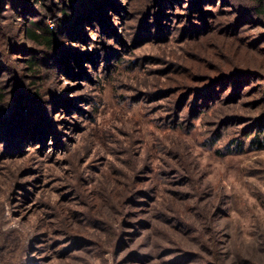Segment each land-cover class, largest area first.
<instances>
[{
    "label": "rangeland",
    "instance_id": "1",
    "mask_svg": "<svg viewBox=\"0 0 264 264\" xmlns=\"http://www.w3.org/2000/svg\"><path fill=\"white\" fill-rule=\"evenodd\" d=\"M107 1L100 0V3ZM154 1L157 4L154 5L156 13L151 17L153 23L143 33L142 44L133 51L114 42L122 29L125 38L131 35L133 7L138 1L109 0V5L98 8L103 25L88 17L82 21L78 40L75 37L68 41L63 32L59 35L63 51L79 52V55L60 72L52 69L48 73L51 77L53 71L54 81L47 79L49 86L45 87L43 100L49 99L46 103L51 106L54 131L32 137L30 133L34 130L29 126L17 145L0 141V227L1 231L11 234L4 264H164V258L174 264L172 257L163 258L164 253L156 247L157 243L170 244L166 233H171L173 227L167 224L166 233L155 227L148 228V212L154 216L151 221L154 226H160L156 213L152 214L158 199L148 200L154 198L157 168L167 169L163 162L171 163L163 154L170 152L171 147H178L176 139L179 138L186 144L196 177L203 179L206 196L215 204V199L222 196L224 205L220 207L216 228L223 233L222 242H227L228 251L234 245L232 252L235 253L229 259L227 254L225 264L232 260L243 264L250 259L253 264H264V149L250 148L249 139H242L246 143L241 149L235 147L244 129L253 130L257 112L263 107L257 95L260 81L251 79L249 90L253 87L257 92L247 101L240 99L238 106L220 90L215 94L216 99L219 94L225 99L218 103L212 100L205 111L194 112L192 127L183 132L171 127L173 110L168 103L171 97H162L158 89L166 86L169 94L194 82L185 74L173 73L175 62L184 61L193 72L192 80L204 76L201 73L206 70L204 64L195 60L196 51L209 44L202 40L211 38L219 42L224 46L225 57L239 45L240 60L248 57L246 51H249L247 54L259 48L264 51V18H255L251 11L237 12L238 8L241 11L249 8L248 0H227L231 1L232 9L223 0H209L200 5L199 11L191 8L193 4L197 7L195 0L188 3L179 0L180 8L169 3L174 0ZM163 8L166 9L164 17L168 18H160ZM182 8L195 12L187 17L180 11ZM8 11L6 7L4 12ZM61 15L58 11L46 21L54 26ZM233 19L240 21L234 23ZM229 23L233 25L224 27ZM106 24L110 28L104 29ZM239 30L235 36L240 43L227 39ZM218 33H224L223 41L215 38ZM107 41L111 48L106 47ZM172 74H176L174 80L169 81ZM0 75L2 80L11 77L10 71H1ZM27 79L31 78L23 75L21 81L27 82ZM60 94L65 101L54 100L53 95ZM58 102L63 105L52 107ZM241 102L247 105L242 106ZM185 112L179 114L182 124L191 118H186ZM234 114L240 118H230ZM220 129L219 141L213 147L206 145L205 139ZM151 157L154 170L146 169L150 172L145 170L139 175L141 180L152 179L140 190L149 194L148 200L136 196L140 205L126 209L133 214L134 222L147 224L123 227L119 236L120 242L124 234L123 244L113 253L108 226H113L114 218L111 214L107 217V226L102 221H90L81 196L86 195L85 191L88 194L96 189L103 173L123 179L124 172L127 180L134 177L133 164ZM163 178L181 181L171 173ZM157 187V196H171L169 187ZM190 193L200 195L196 188ZM142 226L147 229H140ZM181 264L189 262L185 260Z\"/></svg>",
    "mask_w": 264,
    "mask_h": 264
},
{
    "label": "trees",
    "instance_id": "2",
    "mask_svg": "<svg viewBox=\"0 0 264 264\" xmlns=\"http://www.w3.org/2000/svg\"><path fill=\"white\" fill-rule=\"evenodd\" d=\"M133 1L138 2H135L133 7V19L129 27L131 35H129L128 39L127 37L125 38L122 34V29L120 35L117 36L114 42L120 43L124 48L127 47L129 51L135 50L142 44L143 33L149 28L151 17L156 13L154 5L157 4L155 1L152 2V0ZM185 1L188 3L190 0ZM207 1L209 2V0H195L197 7L196 4H193L191 8L199 11L200 5ZM169 3L173 4L175 8L180 4L179 0H174ZM223 3L229 8L232 7L231 1L223 0ZM30 4H33V6ZM107 5H109V0L104 3H100V0H0V72L10 71L11 73V77H9L10 82H8L9 79L2 80L0 75L1 143L6 142L9 144L12 143L13 146L17 145L21 142L29 126H32L33 129L31 130H34L30 133L32 137L39 135L41 132L54 131L51 127L54 121L50 118L51 111H49L51 106L49 107L46 103L49 99L45 102L43 100L45 98V87L49 86L48 80L54 81L53 71L51 72V77H49L48 73L52 69H55L57 73L60 72L64 65L75 62L76 57L79 55V52H64L62 49L63 45L60 44L59 35L63 32L68 41L75 37L78 40L77 35L79 34L82 21L90 17V19L102 24L104 20L102 18V12L98 8ZM247 5L249 7L247 10L244 9L241 11L238 8L237 12L245 14L251 11L252 16L255 18H264V0H251V3L248 0ZM6 7L9 8L7 13L4 12ZM191 8L188 10L182 8L180 11L183 14H187V17H190L195 12ZM165 10L164 8L160 10V18L164 17L165 14L163 13ZM58 11L62 13L61 17L56 18L59 22L51 26L46 20L47 18H54ZM201 12L206 14L208 11ZM201 12H199L200 15ZM17 15L19 16L17 18L21 19V23L16 20ZM28 17L32 20H29ZM164 18L168 17L165 16ZM236 21L240 20H232L234 23ZM156 24H159V22ZM232 25L233 23H229L224 27L229 28ZM105 28L110 27L106 24ZM240 31L230 35L227 39L240 43L235 36ZM223 35L224 33H218L215 35V38L223 41ZM204 41H209V44L204 45L196 51L198 54L195 55V60L203 63L206 69L201 72L204 73V76L199 78L201 80L198 77L192 80L193 72L187 68L184 61H180L175 62L176 70L173 73L181 76L185 74L187 79L194 82L188 86L183 85L177 91L169 94L165 89L166 86L158 88L162 91V97H171L168 102L173 110V116L170 121L171 127L174 130L181 129L182 132L190 129L192 127V121L195 118L194 112L198 111V113H202L206 110V107H210L212 100L218 103L225 99V96L221 94L216 99L215 94L220 90L229 96L235 106H238L240 99H249L251 95L257 92L253 87L249 90L252 84L250 81L255 78L256 81H260L261 83L259 85L260 91L257 95L258 101H260L263 107L259 108L257 112L253 130L250 128L244 129L242 136L235 141V147L236 149H241L246 143V140L242 139H249L248 146L250 148L263 150L264 51L260 48L250 54H247L249 51H246L245 55H248V57L240 60L238 58L240 52L239 45L231 49V53L229 52L227 57H225L224 46L220 45L219 42L213 41L211 38L202 40L201 42ZM248 45L251 46V44ZM106 47L111 48L108 41L106 42ZM205 52L206 54H204ZM206 55L209 57L206 58ZM14 56H19L20 58H14ZM214 60H218L215 65L212 63ZM210 71L213 74H210ZM176 74H172V78H168L169 81L174 80L173 76ZM23 75H27L31 79L23 82L21 81ZM97 76L99 77V75ZM103 79L101 77V80ZM240 85L245 87L246 90H243L245 88H242ZM182 87L185 89L184 91L181 90ZM217 88L218 90L216 91ZM53 97L54 100L58 101L64 99V95L61 94L59 96L53 95ZM190 103H192L193 107H191ZM241 103L242 106L247 105V102ZM205 104L206 106H202ZM59 105L63 104L58 102L52 104V107ZM185 110L186 118H191L190 121L182 124L179 114ZM230 118L238 119L240 117L234 114ZM88 119L90 122L92 121L91 117ZM241 121L244 120L241 119ZM210 137V139H205L206 145L213 147L215 142L219 141L221 137V129L215 135H210ZM183 143L184 140L180 138L176 139L178 147H171L170 152L167 151L163 154L171 163L163 162L162 165L167 169L162 168L163 170H161L157 168L155 191L152 196L154 198L151 201L148 200L149 194L147 195V192L140 190L142 186L147 185L152 179L146 181L141 180L139 175L143 174V171L146 169L154 170L152 168L153 157L143 158L139 163L133 164L131 171L134 177L128 178L127 180H124L126 177L124 172L121 174L124 177L123 179L117 177L116 179L111 177L109 173H103L96 189L92 193L88 192V194L85 191L86 195L81 196L82 202L88 211L87 217L90 221H102L107 226V217L111 214L114 218L115 222L113 226H108L110 230L109 242H111L109 244L113 253L121 248L120 244H123L124 234L122 240L119 242V236L122 234L123 227L126 225L131 227L134 225L135 227V223L139 225L147 224L143 221L134 222L133 214L126 212L128 207H137L138 204L140 205V202L138 203L136 200V196H142L148 202H154L155 198L158 199L155 208L152 210V214L154 212L156 213L155 218L160 222V226H154L151 222L154 216H149L148 212V228L150 230H153L152 228L155 227L156 230H162L166 233L167 224L173 227L170 228L172 234L166 233L167 241L170 244H165L164 246L159 245V243L156 244V247L164 253L163 258L167 256L172 257L171 261L174 264H181L185 260L189 264H225L227 254L229 259L231 254L234 253L232 252L234 245L228 251L227 242L226 244L222 242L223 233H219L216 228L217 217L221 214L220 207L224 205L222 196L219 199L213 198L216 204L206 196L202 189L203 179L196 177L193 164L189 160V151L185 148L186 144L184 143V145ZM148 172L150 171L146 170V173ZM170 173L172 175H178L181 181L178 183L165 181L163 176L165 174L169 175ZM159 185L163 189L169 187L168 191L171 192V196H157V186ZM172 186L175 187V190H169ZM193 188H196L200 192V195L192 196L190 191ZM182 196L184 198L179 199ZM1 227L0 264H4V256L9 253V235L11 234L10 232L1 231ZM140 229L144 230L147 227L142 226ZM174 237H177V239L175 240ZM190 244H192V247ZM229 245L231 244L229 243ZM239 256L240 254L237 257ZM165 259L163 261L164 264H169L170 261ZM237 260L241 261L239 259ZM235 263L238 262L232 260L229 264ZM243 264H253V260L243 261Z\"/></svg>",
    "mask_w": 264,
    "mask_h": 264
}]
</instances>
